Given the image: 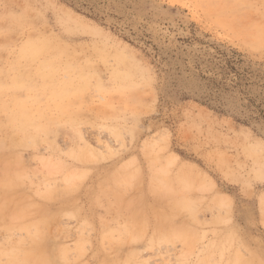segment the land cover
I'll list each match as a JSON object with an SVG mask.
<instances>
[{
  "label": "rangeland",
  "instance_id": "374dc122",
  "mask_svg": "<svg viewBox=\"0 0 264 264\" xmlns=\"http://www.w3.org/2000/svg\"><path fill=\"white\" fill-rule=\"evenodd\" d=\"M0 186V264H264V0H0Z\"/></svg>",
  "mask_w": 264,
  "mask_h": 264
},
{
  "label": "trees",
  "instance_id": "16d2710c",
  "mask_svg": "<svg viewBox=\"0 0 264 264\" xmlns=\"http://www.w3.org/2000/svg\"><path fill=\"white\" fill-rule=\"evenodd\" d=\"M234 54V57L236 56V57H239V55H237L236 53H233ZM232 63H236V64H238L239 62H240V60L238 59V58H236V59H233L232 61H231ZM230 65V63H227L225 66L226 67H228ZM230 69L231 70H234V68H232L231 66H230ZM215 100H217V98L215 97L214 98Z\"/></svg>",
  "mask_w": 264,
  "mask_h": 264
},
{
  "label": "bare ground",
  "instance_id": "6f19581e",
  "mask_svg": "<svg viewBox=\"0 0 264 264\" xmlns=\"http://www.w3.org/2000/svg\"><path fill=\"white\" fill-rule=\"evenodd\" d=\"M28 115H29V114H28ZM22 127H23V125H22ZM22 127H21V128H22ZM23 128H24V127H23ZM23 128H22V129H23ZM1 182H2V181H1ZM6 184H8V181H7V183H6ZM4 185H5V184H4ZM10 185H11V183H10ZM10 185H8V186L10 187ZM0 187H2V186H0ZM3 187H4V186H3ZM3 187H2V188H3ZM9 187H6V188H8V189H9ZM4 188H5V187H4ZM6 188H5V189H6ZM9 190H10V189H9ZM6 192H7V191H6Z\"/></svg>",
  "mask_w": 264,
  "mask_h": 264
}]
</instances>
